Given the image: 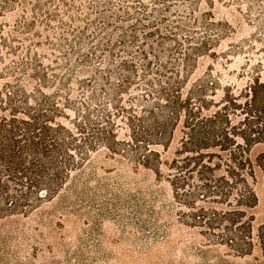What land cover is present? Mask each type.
Here are the masks:
<instances>
[{
	"label": "trees",
	"instance_id": "trees-1",
	"mask_svg": "<svg viewBox=\"0 0 264 264\" xmlns=\"http://www.w3.org/2000/svg\"><path fill=\"white\" fill-rule=\"evenodd\" d=\"M1 1L3 16L14 0ZM75 1L44 0L53 10L38 5L30 22L17 23V34L60 18L59 6ZM100 15L104 22L85 21L93 31L60 19L47 57L33 54L41 45L2 39L18 61L0 90V219L71 198L96 179L99 160L162 176L156 148L179 132L167 176L175 198L193 208L191 218L213 241L238 255L256 247L264 255V223L254 230L249 216L258 173L264 180V152L254 155L264 144L263 64L244 89L228 86L219 95L211 68L192 80L200 56L212 52L214 24L200 25L191 12L187 22L160 18L162 31L149 23L126 27L131 17L112 9Z\"/></svg>",
	"mask_w": 264,
	"mask_h": 264
},
{
	"label": "rangeland",
	"instance_id": "rangeland-1",
	"mask_svg": "<svg viewBox=\"0 0 264 264\" xmlns=\"http://www.w3.org/2000/svg\"><path fill=\"white\" fill-rule=\"evenodd\" d=\"M38 5L42 12L53 10L44 0H14L0 16V90L9 78L8 70L18 61L3 47L2 39L14 45L21 42L26 49L41 45L33 54L47 57L55 52L48 44L61 33L60 19L77 31H93V25L85 21L104 22L100 14L107 9L122 18L130 16L126 27L137 24L139 29L149 23L165 31L160 18L185 21L191 12L200 25L205 20L214 24L212 52L200 56L192 80L211 68L220 84L219 95L228 86L244 89L256 76L255 67L264 66V0H76L69 9L59 6L60 18L40 20L35 31L17 34V23L23 17L30 22ZM180 140L177 132L166 148H156L162 176L150 169L136 173L132 165L99 160L96 179L73 191L71 198L46 201L28 216L1 218L0 264H264L258 247L251 254L238 255L210 239L191 218L193 208L175 198L167 176ZM262 152L264 144L254 149V155ZM255 190L257 201L249 216L257 230L264 223L261 173Z\"/></svg>",
	"mask_w": 264,
	"mask_h": 264
}]
</instances>
